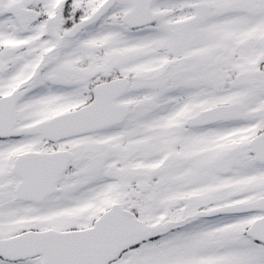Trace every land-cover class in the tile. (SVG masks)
Returning <instances> with one entry per match:
<instances>
[{
	"label": "snow or ice",
	"instance_id": "1",
	"mask_svg": "<svg viewBox=\"0 0 264 264\" xmlns=\"http://www.w3.org/2000/svg\"><path fill=\"white\" fill-rule=\"evenodd\" d=\"M0 264H264V0H0Z\"/></svg>",
	"mask_w": 264,
	"mask_h": 264
}]
</instances>
